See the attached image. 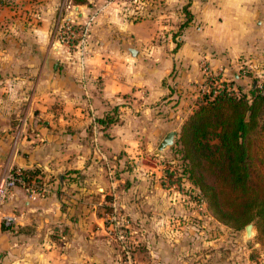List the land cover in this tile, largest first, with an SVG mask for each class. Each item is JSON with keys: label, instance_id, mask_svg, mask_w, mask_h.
<instances>
[{"label": "crops", "instance_id": "1", "mask_svg": "<svg viewBox=\"0 0 264 264\" xmlns=\"http://www.w3.org/2000/svg\"><path fill=\"white\" fill-rule=\"evenodd\" d=\"M4 1L0 173L11 166L34 169L41 184L33 192L16 185L2 205L0 264H121L120 255L131 254L125 244L131 237L160 264H186L177 254L192 235L178 230L179 193L160 183L157 160L140 163L150 157L140 144L158 145L169 130L177 135L202 97L201 58L224 74L240 56L264 57V0H190V19L176 35L115 1L93 11L91 38L72 45L57 41V24L73 16L83 22L85 8L73 14L67 0H15L24 3L18 8ZM116 145H136V164L122 166L128 155ZM106 155L115 167L101 164ZM108 208L121 213L113 224H139L137 234L105 227L112 224Z\"/></svg>", "mask_w": 264, "mask_h": 264}, {"label": "rangeland", "instance_id": "2", "mask_svg": "<svg viewBox=\"0 0 264 264\" xmlns=\"http://www.w3.org/2000/svg\"><path fill=\"white\" fill-rule=\"evenodd\" d=\"M117 4H113L114 2ZM190 0H67V12L73 13L75 8H85L87 15H85V20L82 24L76 25V37L74 41L87 40L91 38L92 32V13L94 10H97L99 7L102 11L104 7L112 3L116 7H119L120 10H130L133 16H138L137 18H153L157 20L159 25H166V27L173 31V34L176 35L181 33L183 25L186 24L188 19H190V11L188 9ZM7 4H10L12 7L18 8L16 6L21 3L20 1L16 2L15 0H5ZM33 5V0H31ZM22 6L24 3H21ZM102 7V8H101ZM98 8V9H99ZM27 9V8H26ZM27 11V10H26ZM138 12V13H136ZM73 21H76L77 17H70ZM83 25V26H82ZM91 31V32H90ZM56 37H57V32ZM57 41L59 39L57 38ZM60 42V41H59ZM75 44V43H74ZM72 45V43H71ZM202 77L198 79L197 85L199 92L200 89L207 87L205 84L212 82L211 87H207V93L211 94V89L214 90L213 93L217 92V88L222 86V84H228L233 89L242 91L245 95L250 93V90H255L254 93H262L264 95V57H254L250 60L246 57H238L236 62L232 65L229 64V68L225 71L224 74L219 73V69H212L210 65L203 60L202 58L197 62ZM222 77L223 83L213 80V77L218 78ZM224 77V78H223ZM227 78V79H225ZM194 86V85H193ZM202 94V93H201ZM260 117L261 119L257 122V125L248 133L249 139V150L251 152V157L249 159L250 165L249 169L253 175V184L252 187L261 188L264 186V131L261 130V122L264 120V101L261 104L260 108ZM89 118L96 123V113L95 111H90ZM117 113H109L105 121H111L114 119V116ZM103 123L102 121H100ZM104 124V123H103ZM102 129V128H100ZM180 128L177 129V135L174 137V143L170 146H167L164 149H158L157 144H140L142 150L140 153L143 155H149L144 161H141V164L152 165L154 160H157L161 165L159 169L166 170L167 174H171L160 183L163 186H166L170 189L177 190L179 194L177 197L180 200L181 207L178 210V213L175 211V217L179 218L178 230L184 228V231L190 230L192 237L185 239L179 246V252L177 255H182L186 264H264V231H261L259 225V219L256 216L248 222L253 224L252 232L250 235L246 234L245 225L241 224L238 227L228 222L225 223L219 220L213 213V209L210 207L205 196L200 191L199 187L193 182H190L189 179L185 176H181V144L178 140ZM99 151L101 153L106 152L107 154V145L98 144ZM87 145H79V148L82 150ZM128 145H116V148L120 149L121 152H125L126 155L130 156L132 161L128 162L129 157L124 158L123 165L131 166V164H136L134 160V151L136 145L133 146V149H128ZM78 147L75 145V148ZM93 144L91 143V150ZM138 150V149H137ZM157 153V154H156ZM106 160H101V164L104 162L109 164H116L115 161L107 157ZM113 159V158H112ZM103 162V163H102ZM125 163V164H124ZM139 164V162H138ZM162 178V177H161ZM207 179L212 180V176L207 173ZM228 202H232V199L229 197ZM186 205H189L187 209ZM193 205V207H192ZM182 206L184 210L182 212ZM194 208V209H193ZM177 213V214H176ZM121 214L118 213V210H115L112 213V209H105V216L112 221V224L104 225L109 226V229L114 234L126 233V234H137L139 231V224L129 223V224H113V217ZM132 213H127V217ZM109 220V221H110ZM186 222V223H184ZM189 225L187 226V223ZM185 225H184V224ZM183 224V225H182ZM169 230L175 231V227L171 225L168 226ZM186 235V233H185ZM137 239V238H136ZM131 237V241H126V247H130L132 258L131 264H160V259L156 254L150 253L149 250L142 245V242ZM117 246L121 247L123 244L122 240H117ZM180 260V257H177ZM121 264H128L127 257L120 255ZM126 261V263H125Z\"/></svg>", "mask_w": 264, "mask_h": 264}, {"label": "trees", "instance_id": "3", "mask_svg": "<svg viewBox=\"0 0 264 264\" xmlns=\"http://www.w3.org/2000/svg\"><path fill=\"white\" fill-rule=\"evenodd\" d=\"M233 88L223 83L215 93L213 89L211 94L203 92L181 124L178 140L183 163L179 174L199 187L219 220L238 227L256 216L264 231V186L252 187L248 139L261 119L264 95L253 89L245 95ZM37 173L23 168V177L40 185ZM170 175L163 169L162 181ZM229 197L232 202H228Z\"/></svg>", "mask_w": 264, "mask_h": 264}, {"label": "built area", "instance_id": "4", "mask_svg": "<svg viewBox=\"0 0 264 264\" xmlns=\"http://www.w3.org/2000/svg\"><path fill=\"white\" fill-rule=\"evenodd\" d=\"M75 24H82L79 22H75L72 20V18L64 17L61 19L60 23L57 24V38L62 44L71 45L76 43L74 41V38L76 37V25ZM83 26V25H82ZM84 38V37H83ZM82 38V39H83ZM81 39V40H82ZM213 80H216L217 82H222V79L220 77L215 78L213 77ZM205 84L207 87H210V84L212 82H209L208 84ZM207 87L204 89H201V93L207 92ZM234 91L237 92V89H234ZM97 128L94 129V138L96 136ZM16 185H21L24 187L27 191L33 192V191H39L40 185H35L32 180H27L23 177V168H19L16 166H11L7 168L5 171L0 173V209L4 202L7 200V198L11 195L12 190ZM3 219L5 222L9 223L12 220V217L9 215H3ZM129 263H132V258L130 257V253L128 252Z\"/></svg>", "mask_w": 264, "mask_h": 264}, {"label": "water", "instance_id": "5", "mask_svg": "<svg viewBox=\"0 0 264 264\" xmlns=\"http://www.w3.org/2000/svg\"><path fill=\"white\" fill-rule=\"evenodd\" d=\"M176 134V130H169L164 137L162 138V140L160 141V143L157 145L158 149H164L167 146H170L174 143V135ZM252 228H253V224L252 223H248L245 225V230H246V234L250 235L252 232Z\"/></svg>", "mask_w": 264, "mask_h": 264}]
</instances>
